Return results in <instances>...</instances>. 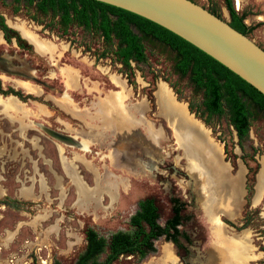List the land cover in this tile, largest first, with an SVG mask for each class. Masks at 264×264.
I'll return each mask as SVG.
<instances>
[{"label":"rangeland","instance_id":"1","mask_svg":"<svg viewBox=\"0 0 264 264\" xmlns=\"http://www.w3.org/2000/svg\"><path fill=\"white\" fill-rule=\"evenodd\" d=\"M189 1L229 21L223 0ZM231 1L264 51V0ZM0 17L8 29L0 31V264H75L87 228L104 238L130 232L147 197L160 225L170 197L184 203L187 253L158 238L144 258L113 264H208L210 230L232 242L216 248L219 264H264V117L250 120L238 145L226 114L208 126L197 118L200 94L159 46L144 42L145 61L125 67L114 41L62 28L33 6L0 0ZM30 37L54 52L35 50ZM120 92L136 126L129 133L100 110ZM201 166L212 179L202 189Z\"/></svg>","mask_w":264,"mask_h":264},{"label":"trees","instance_id":"2","mask_svg":"<svg viewBox=\"0 0 264 264\" xmlns=\"http://www.w3.org/2000/svg\"><path fill=\"white\" fill-rule=\"evenodd\" d=\"M11 2L33 6L41 15L56 16L62 28L73 24L96 32L105 43L114 41L113 54L125 67L130 62L145 61L144 42L159 46L169 57L172 73L177 79H185L191 91L200 94L198 114L188 105L189 111L197 114L205 126L210 125L212 117L226 114L238 145L248 134L250 120L255 116L264 117V97L261 94L189 43L142 17L93 0ZM223 5L229 26L247 36L251 28L243 23V17L237 14L232 1L223 0ZM0 31H8L1 17ZM169 204L170 216L163 225L157 222V207L153 199L147 197L137 202L136 211L129 217L130 232L115 231L104 238L87 228L84 231V248L75 264H113L123 256L142 259L154 251L153 242L158 238L186 254L190 239L178 230L183 219H187L181 215L185 205L174 197L169 198Z\"/></svg>","mask_w":264,"mask_h":264},{"label":"water","instance_id":"3","mask_svg":"<svg viewBox=\"0 0 264 264\" xmlns=\"http://www.w3.org/2000/svg\"><path fill=\"white\" fill-rule=\"evenodd\" d=\"M142 17L189 43L264 97V51L189 0H93Z\"/></svg>","mask_w":264,"mask_h":264},{"label":"flooded vegetation","instance_id":"4","mask_svg":"<svg viewBox=\"0 0 264 264\" xmlns=\"http://www.w3.org/2000/svg\"><path fill=\"white\" fill-rule=\"evenodd\" d=\"M2 18V17H1ZM31 38V37H30ZM31 40L33 41L30 42L34 49L36 50V47L38 48V51H40V53L42 54H51L54 52V48L49 47L48 44H46L45 42H42L40 40H38L36 37L33 39L31 38ZM41 45L43 47H41ZM114 99L116 101H114ZM122 100H123V95L120 93L117 94H113L110 95L109 97H107L102 104L100 105V110L102 115L105 117L104 119L109 121L111 118L117 120V124L118 127L122 130L125 131L127 133H129L132 130L131 127V114L130 112L125 108V106L122 104ZM146 125L150 126V124L148 122H146ZM138 128H141L144 133L148 136V132L147 130H145L142 126L139 125ZM149 137V136H148ZM186 156V155H185ZM187 158V157H186ZM188 164H189V168L190 170L194 171V169H192V167H190V161L189 158H187ZM190 162V163H189ZM200 172L197 171L196 173L201 176L202 178V185H201V189L205 186H207V184L212 180L210 178V170L208 168H206L205 166H201L200 167ZM208 183H207V182ZM142 200V199H141ZM136 209H137V205H136ZM136 211V210H135ZM134 211V212H135ZM211 231V236H212V249L208 258V264H219L221 263L220 261H217L216 259V248L218 247V245L220 246H225L228 245V243H232V242H228L227 239L223 236V234L220 231H215V230H210ZM250 262V261H249Z\"/></svg>","mask_w":264,"mask_h":264},{"label":"bare ground","instance_id":"5","mask_svg":"<svg viewBox=\"0 0 264 264\" xmlns=\"http://www.w3.org/2000/svg\"><path fill=\"white\" fill-rule=\"evenodd\" d=\"M236 6H238V0H236ZM131 127H132V129H135V128H136V126H135V124H134L133 121H132V123H131ZM145 130H147V132H148V136H149V135H150V129L145 128ZM226 257H229L228 254L226 255Z\"/></svg>","mask_w":264,"mask_h":264},{"label":"crops","instance_id":"6","mask_svg":"<svg viewBox=\"0 0 264 264\" xmlns=\"http://www.w3.org/2000/svg\"><path fill=\"white\" fill-rule=\"evenodd\" d=\"M178 105H180V104H178ZM180 107H182V108H184L183 106H181L180 105ZM184 110L186 111V109L184 108ZM186 114H187V112H186ZM187 116H188V114H187ZM190 118V117H189ZM191 119V118H190ZM192 120V119H191ZM193 121V120H192ZM194 123H195V121H193ZM199 128H200V126H199V124L198 123H195ZM172 129V128H171ZM173 131V130H172ZM174 133V132H173Z\"/></svg>","mask_w":264,"mask_h":264}]
</instances>
